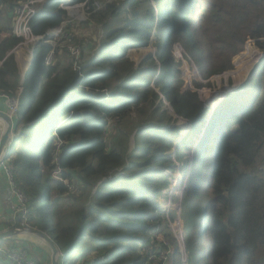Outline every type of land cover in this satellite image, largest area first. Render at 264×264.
<instances>
[{
    "label": "trees",
    "instance_id": "obj_1",
    "mask_svg": "<svg viewBox=\"0 0 264 264\" xmlns=\"http://www.w3.org/2000/svg\"><path fill=\"white\" fill-rule=\"evenodd\" d=\"M153 1L72 0L96 11L90 19L102 25L101 40L74 37L76 55L41 41L34 51L41 62L23 77L14 54L7 56L22 39L12 32L20 0H0V95L19 99L17 137L4 162L28 197V225L55 240L66 264H85L88 252L87 264H264V57L215 108L182 90L172 57L180 43L209 78L233 67L248 38L264 51V0ZM61 2L33 4L32 35L48 39L68 19ZM154 30L159 73L152 56L138 65L128 56L147 47ZM52 50L55 62L46 63ZM240 66L236 82L247 72ZM154 81L189 121L184 135ZM179 165L188 182L181 198L171 194L167 212V171ZM75 182L80 195L72 193ZM179 203L187 262L170 228ZM15 225L24 226L21 218Z\"/></svg>",
    "mask_w": 264,
    "mask_h": 264
},
{
    "label": "rangeland",
    "instance_id": "obj_2",
    "mask_svg": "<svg viewBox=\"0 0 264 264\" xmlns=\"http://www.w3.org/2000/svg\"><path fill=\"white\" fill-rule=\"evenodd\" d=\"M42 1V0H40ZM39 0H20V6L17 8L15 12V17L13 19V35L21 39V42L17 44L13 49H11L8 53L14 54L17 66L20 69L21 75L24 77L26 72L33 67L34 64H40L41 62V56L37 55L35 56V47L38 43L43 41L45 45L51 46L54 49H59V53L63 54L64 49L69 50L73 55H76L80 51V46H72L69 45V42L74 38L78 37L79 40H83L84 38L89 39H95L96 41L101 40V24L95 23L92 21L91 14L96 12L94 10H90L91 7L86 5V3L72 5L69 4L67 0H62L61 7L67 11L68 19L62 23L59 27L52 29L48 32V39L40 40L39 42L35 41V37H33L30 33V30L28 28V19L31 17V15L36 12L35 8L33 7V4L39 3ZM98 6H100L99 3H95ZM150 4H152L155 7V2L153 0H150ZM100 8H97L99 10ZM78 11V12H77ZM181 12H178L175 17V24H179L178 20L179 15ZM156 30V26L154 28ZM153 31L152 37L150 39L149 45L147 47L143 48H132L128 52V56L133 60L137 65L146 57L152 56L155 60V63L157 65L158 73L162 69L163 63L160 60V58L157 55V45H156V36L157 32ZM205 37L210 38L208 34L204 33ZM28 38V39H27ZM66 40V42L64 41ZM261 41H264L262 39ZM73 42V40H72ZM257 41L253 38H248L243 46V50L240 51L238 54H236L233 57V67L229 70L224 71L220 74H214L209 78H205L198 68L196 67L195 61L193 60V57L182 47L180 43H175L172 51V57L173 60L178 65V69L182 73V78L185 84L182 87V90H191L198 94L200 99L205 102L207 106H211L212 108H215L222 99L226 96V94L240 85H242L248 75L251 73L254 66L264 57V51L260 47H257L256 45ZM23 51V55L19 57V51ZM51 51L45 58L46 63L55 62V53L54 51ZM73 51V52H72ZM23 57L26 58V60H22ZM239 65V72L241 71H247L244 78L236 82L238 78L233 76L232 74L237 71ZM23 83V80H22ZM153 88L155 91L160 94L161 100H163V104L168 109V111L171 113L174 119H176L175 124L182 127V135H184L189 129H190V123L188 120H182V117L179 116L175 110L172 104L166 99V97L161 93L158 87L155 86V81L153 82ZM22 87V84L20 85ZM19 87V88H20ZM133 121L137 122L134 118ZM184 119V118H183ZM182 120V121H181ZM116 123H114L115 125ZM207 126V122L205 121L203 125V129ZM200 130V128H199ZM202 131V130H201ZM137 130L133 132L132 139L130 145L134 142V133H136ZM202 138V133L197 132L195 136V144L192 146V149L190 150V160L191 158H195V147L199 144ZM58 140V138H57ZM55 153L60 151L58 144L55 146ZM192 161V160H191ZM181 165L177 166L175 172L167 171V173L170 175L172 180V188L168 192V196L163 199V207L168 212L171 205V194L177 193V195L181 198L183 195V191L186 187V184L188 182V175L186 174L183 176L182 172L180 171ZM56 176V175H55ZM191 185V184H190ZM189 185V186H190ZM71 190L74 195H80V185L79 183L75 182V185H71ZM177 217L174 222L170 224V228L172 232L174 233L175 237L180 242L182 248H183V254H184V261L187 262V253L185 250V241H184V235H183V221L181 219V204L179 203L178 209H177ZM161 240H164L162 237ZM37 241H40L39 239ZM41 242V241H40ZM87 242L85 240L82 242L81 248L87 249ZM44 244V243H43ZM48 250H50L49 246L44 244ZM151 247L145 248L146 251L150 250ZM88 252V251H87ZM36 254V253H35ZM88 257L94 256V253L88 252ZM38 257V255H35ZM58 264H66L64 261V257L60 256ZM70 264V263H69Z\"/></svg>",
    "mask_w": 264,
    "mask_h": 264
},
{
    "label": "crops",
    "instance_id": "obj_3",
    "mask_svg": "<svg viewBox=\"0 0 264 264\" xmlns=\"http://www.w3.org/2000/svg\"><path fill=\"white\" fill-rule=\"evenodd\" d=\"M22 84V83H21ZM23 89V87L21 88ZM0 111L8 112L7 100L3 95H0ZM17 116L12 115L13 119ZM5 129V122L0 120V137ZM11 196V187L8 180V174L5 167L0 165V232L6 229L15 227L17 222V215L15 210L12 209L7 203L6 200ZM38 238L34 235L28 234H19L17 237L3 238L1 239L0 245L8 250H18L16 249H27L30 252L31 257L38 264H50L51 255L48 248L40 241H37ZM40 240V239H39ZM16 247V248H15ZM84 251V248H83ZM38 257H36V254ZM81 258V257H80ZM94 259V256L88 257V255L83 254L80 261L91 263ZM0 262L1 264H10L9 258L5 252L0 253Z\"/></svg>",
    "mask_w": 264,
    "mask_h": 264
},
{
    "label": "built area",
    "instance_id": "obj_4",
    "mask_svg": "<svg viewBox=\"0 0 264 264\" xmlns=\"http://www.w3.org/2000/svg\"><path fill=\"white\" fill-rule=\"evenodd\" d=\"M67 1H68L69 4H72L71 2H69V0H67ZM34 13L31 15V17L34 15ZM30 18L28 19V21L30 20ZM27 24H28V22H27ZM30 33H31V31H30ZM31 35H32V33H31ZM32 36L35 37V41L36 42H39L40 40L43 39L42 36H35V35H32ZM1 95H3L6 98V100H7L8 112L11 115H16L17 114V109H18V104H19V99L15 98V97H10L9 95L4 94V93L1 94ZM63 145H64L63 141H59V143H58L59 149ZM55 155H56V153H55ZM2 165L6 169V172L8 174L9 184H10V187H11V196L7 198L6 203L12 209L15 210V213L17 215V219L21 218V221L24 224V226H29L28 225V219H27V215L29 213L28 206H27L28 197L17 186V184H16V182H15L13 176H12V173H11V170H10L9 166L4 161H3ZM1 252H5L7 254V256L9 258V261H10V264H38L31 257L30 252L27 249L8 250L6 252V249L3 246L0 245V253ZM149 252L151 253L150 250H149ZM62 255L64 256L63 253H62ZM165 255H166V253L162 252L160 259L161 258H165Z\"/></svg>",
    "mask_w": 264,
    "mask_h": 264
},
{
    "label": "water",
    "instance_id": "obj_5",
    "mask_svg": "<svg viewBox=\"0 0 264 264\" xmlns=\"http://www.w3.org/2000/svg\"><path fill=\"white\" fill-rule=\"evenodd\" d=\"M72 3V0H69ZM55 29V28H54ZM52 30V29H51ZM48 35V33H47ZM10 53L7 54V56ZM2 62H0V65ZM22 87H20L21 89ZM0 120L5 122V129L0 137V165L3 163L4 158L6 156V152L9 149V145L12 143L13 139L17 137L14 132V119L9 112L0 111ZM182 120H185L182 118ZM181 120V121H182ZM186 121V120H185ZM189 122V121H188ZM19 234H28L34 235L40 241L47 246H49L50 250L49 253L51 255V263L50 264H58L59 257L63 256L60 248L58 247L55 240L46 232H43L39 229H36L31 226H15L10 229H6L0 232V239L3 238H10V237H17Z\"/></svg>",
    "mask_w": 264,
    "mask_h": 264
},
{
    "label": "bare ground",
    "instance_id": "obj_6",
    "mask_svg": "<svg viewBox=\"0 0 264 264\" xmlns=\"http://www.w3.org/2000/svg\"><path fill=\"white\" fill-rule=\"evenodd\" d=\"M78 12V11H77ZM28 39V38H27Z\"/></svg>",
    "mask_w": 264,
    "mask_h": 264
},
{
    "label": "clouds",
    "instance_id": "obj_7",
    "mask_svg": "<svg viewBox=\"0 0 264 264\" xmlns=\"http://www.w3.org/2000/svg\"><path fill=\"white\" fill-rule=\"evenodd\" d=\"M197 146V145H196Z\"/></svg>",
    "mask_w": 264,
    "mask_h": 264
}]
</instances>
